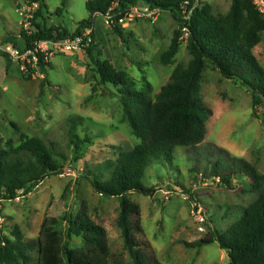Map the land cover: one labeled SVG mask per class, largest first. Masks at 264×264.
Here are the masks:
<instances>
[{"label":"rangeland","instance_id":"1","mask_svg":"<svg viewBox=\"0 0 264 264\" xmlns=\"http://www.w3.org/2000/svg\"><path fill=\"white\" fill-rule=\"evenodd\" d=\"M37 1L0 0V44L12 38L19 49L23 48L20 33L26 29L17 10L34 3L39 6ZM41 1L45 7L36 22L42 24L44 20L47 27L60 25L73 33L77 23L89 17L85 9L87 0H66L64 6L62 0ZM197 1L209 4L215 16L225 15L230 5V0ZM57 8L61 9L59 13L55 12ZM156 12L157 17L126 16L119 24L123 38L113 32L104 17L98 15L93 20L91 15V21H95L92 41L97 45L99 58L109 60L115 70L125 72L132 79L134 89L149 83L151 99L168 82L174 67L185 65L190 59L183 41L171 64L160 62V54L169 46L177 24L169 12ZM253 53L264 69V33ZM50 59L51 66L43 79H26L28 76L0 52L2 147H16L21 136L39 137L45 143L53 142L55 150L65 157L60 175L48 176L26 196L19 194L14 200L1 201V229L10 236L17 226L23 238L38 241L45 227L55 226L59 236L54 241L53 253L64 264L61 249L65 241V219L85 211L105 230L109 264H132L116 224L118 200L96 193L90 180L98 175L108 179L111 165L107 163L116 159L119 150L133 149L139 140L124 119L115 87L99 83L95 67L85 52H59ZM200 95L211 111L204 140L195 148L174 147L171 163L161 156L153 160L145 169L141 183L154 192L128 195L140 209L144 240L161 264L227 263L226 252L217 243L197 249H188L181 243L196 241L208 230L224 231L259 194L252 192L250 182L240 175L234 177L233 189L219 186L209 176L213 161L222 157L228 162L233 158L245 161L263 176L261 191L264 192L263 108H257L254 116L249 92L222 78L209 63L203 70ZM71 117H82L81 125L75 127L77 136L91 139L90 144L79 150L70 143ZM194 201L204 211L206 232L203 234L196 231L190 214ZM69 244L79 249L81 239L72 236ZM30 256V264L39 263L37 247Z\"/></svg>","mask_w":264,"mask_h":264},{"label":"trees","instance_id":"2","mask_svg":"<svg viewBox=\"0 0 264 264\" xmlns=\"http://www.w3.org/2000/svg\"><path fill=\"white\" fill-rule=\"evenodd\" d=\"M39 1L31 20V33H20L23 48L31 46L34 41L79 35L91 25L93 13L111 14V28L123 38L118 20L130 7L141 4L150 10L169 12L177 24L169 46L159 57L162 64L168 65L182 42L181 29L187 30L185 49L190 59L187 64L174 67L168 82L161 86L153 99L150 97L149 83L138 90L134 89L132 79L125 72L115 70L109 60L99 58L100 53L94 42L85 50L95 67L99 83H109L115 87L124 119L132 135L139 140L133 149L119 150L116 159L107 163L111 165L108 179L103 180L98 175L90 180L91 185L101 196L117 198L119 214L116 224L123 248L129 253L132 264H161L144 240L140 209L128 195L131 192L146 195L154 192L153 188H145L141 183L145 169L153 160L161 156L171 163L174 147L195 148L204 140L206 122L211 115L200 95L206 63L222 78L249 92L252 114L255 116L256 109L262 107L261 123L264 124V69L253 53L264 33V16L251 0H230L227 13L221 16L213 15L209 4L195 0H87L85 9L89 17L79 21L75 31L69 33L60 25L47 27L44 20H41L42 24L36 22L41 9L45 7L43 1ZM65 3L66 0H62L61 6ZM60 10L57 8L55 12L59 13ZM3 43L20 48L12 38ZM50 66V63L47 67L40 65L44 77ZM256 93L262 95L263 99ZM81 122L82 117L69 118L70 143L76 150L91 143L90 138H80L75 133V127ZM54 147L53 142L45 143L39 137L21 136L16 147L5 149L0 140V203L14 200L19 194L26 196L48 176L61 174L65 157ZM226 160L222 157L213 161L209 176L227 189H233L236 175L242 176L250 182V190L259 193L256 200L244 208L241 216L224 231L208 230L204 237L196 241L181 243L188 249L217 243L219 249L226 252V264H264L263 176L243 160ZM65 222V241L61 249L64 264H109L102 226L94 223L85 211L68 215ZM9 234L6 235L0 225V264H30V252L35 247L38 248V264H60L53 253L54 241L59 236L55 226L45 227L38 241L23 238L17 226ZM72 236L81 239L79 249L70 246Z\"/></svg>","mask_w":264,"mask_h":264},{"label":"built area","instance_id":"3","mask_svg":"<svg viewBox=\"0 0 264 264\" xmlns=\"http://www.w3.org/2000/svg\"><path fill=\"white\" fill-rule=\"evenodd\" d=\"M197 1V0H195ZM253 4L257 7L258 11L264 16V0H251ZM37 5L34 3L31 7L22 8L20 11L17 10L19 16H21V24L26 29V33L30 34L31 31V20L33 19V13L37 9ZM143 6H132L129 11L125 13L122 19L118 20L120 24L125 17H130L132 14L135 16L147 15L157 17V10H150ZM102 16L106 19L108 23H112V15L106 13L101 15L99 13H93L92 19L95 20V16ZM95 23V21H94ZM91 23L90 26L85 28L81 34L73 37H63L55 39H46L41 41H34L31 46L18 49L10 43L0 44V52L7 55V57L14 62L19 69L29 77H39L44 78V75L40 72V65L43 64L47 67L50 63V57L56 53H72V52H85V50L93 42L91 35L94 30L95 24ZM182 35L180 41H186L187 30L185 28L181 29ZM167 196V193L164 194ZM167 198V197H166ZM191 217L196 225V231L200 234L206 232L204 225L206 223L205 215L202 206L194 201L190 210Z\"/></svg>","mask_w":264,"mask_h":264},{"label":"water","instance_id":"4","mask_svg":"<svg viewBox=\"0 0 264 264\" xmlns=\"http://www.w3.org/2000/svg\"><path fill=\"white\" fill-rule=\"evenodd\" d=\"M139 6H142L141 4H139ZM256 95H259L262 99H263V97H262V95H260V94H258V93H256Z\"/></svg>","mask_w":264,"mask_h":264}]
</instances>
